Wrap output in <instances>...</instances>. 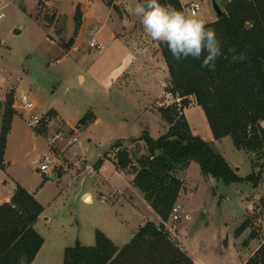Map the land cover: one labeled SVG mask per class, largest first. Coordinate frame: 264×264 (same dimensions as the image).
I'll return each mask as SVG.
<instances>
[{"label":"rangeland","instance_id":"rangeland-1","mask_svg":"<svg viewBox=\"0 0 264 264\" xmlns=\"http://www.w3.org/2000/svg\"><path fill=\"white\" fill-rule=\"evenodd\" d=\"M139 1L123 0L125 7L121 15L115 10V3L108 4L107 0H0V6L4 5V15L0 18V96L4 100L0 110H4L9 92L13 94V105L16 99L21 110L19 98L26 93L36 104V112L42 115L43 111L42 117L48 115L54 130L64 131L61 145L67 143L74 135L72 133H77L79 141L66 146L71 156L76 152L84 157L85 163L93 166L102 154L108 156L93 176L83 168L77 180L70 170L62 179L49 182L50 172L43 174L31 162L33 158L51 153L44 134L33 136L35 131L24 118L14 115L7 136L8 149L1 167L0 184L9 174L18 182L22 180V184L43 180L50 183L37 193L46 208L48 220L36 224L35 230L45 243L32 264H62L66 247L77 241L84 245L95 244L97 230L122 247L135 234V227L144 224L147 217L153 222L161 220L148 206L139 188L132 184V172L115 169L116 150L110 149L119 138L126 140L129 149H134L135 144L128 140L140 137L145 130L154 138L164 135L169 125L158 108L180 101L166 92L168 80H163L159 59L151 60V66L155 65L160 73L159 79L146 67L135 76V51L156 49L157 46L144 32L142 24L135 35L133 24L141 23V18L129 14L127 8H134ZM193 1L200 2L201 10L197 15L203 20L208 22L217 18L212 0ZM215 2L223 10L224 0ZM77 5L82 12V24L73 46L64 51L62 44L74 36ZM15 30L19 32L15 33ZM112 33L115 38H111ZM92 38L96 39L98 47L91 46ZM186 109L191 130L210 142L209 124L193 96H190V105L183 109L184 113ZM89 110L96 114L95 122L78 127V121ZM51 111H56L60 118L50 116ZM1 123L2 115L0 129ZM215 149L226 157L232 168L240 169L239 176L246 177L253 171L260 173L258 185H264V157L255 158L237 150L228 137ZM63 170L65 168L61 166L55 172L60 175ZM176 174L184 181L180 203L185 212L179 221L169 219V227L184 226L186 229L182 234L188 240L197 236L202 253L220 256L222 243L216 233L223 222L231 228L241 221L246 208L253 211L247 205L246 197L236 190L241 184H224L204 175L196 161ZM246 183L252 184L251 181ZM116 188L122 189L124 196H131V202L127 203L121 195L114 196ZM261 200L264 198L252 201L253 220L258 225L261 224L259 216L264 221ZM186 214L190 217L185 218ZM234 249L237 262L238 256L243 257L239 253L243 249L241 241Z\"/></svg>","mask_w":264,"mask_h":264},{"label":"trees","instance_id":"trees-1","mask_svg":"<svg viewBox=\"0 0 264 264\" xmlns=\"http://www.w3.org/2000/svg\"><path fill=\"white\" fill-rule=\"evenodd\" d=\"M112 3L113 0L108 1ZM159 3L183 11L180 0H159ZM114 8L119 12L117 5ZM74 19V36L62 44L64 51L73 46L82 24L79 5ZM206 27L215 30L221 44V56L215 61L214 70L201 66L203 56L177 61L167 47L159 43L169 73L166 92L180 98L158 108L169 125L167 132L154 138L147 130L143 131L140 137L128 140L135 144L134 149H129L123 138L110 145V149L116 150L115 166L132 172V184L143 193L161 222L146 221L122 247L97 230L95 244L84 245L77 241L66 247L62 264H196L166 226L184 188V181L176 171L196 161L201 172L216 181L224 184L251 181L253 186L258 185L260 173L253 171L246 177L239 176L211 141L193 134L183 109L190 105V96H193L203 109L214 140L229 137L237 150L255 158L264 157V126L261 124L264 120V0H224L222 14L206 22ZM241 54L243 60H233ZM4 102L0 168L15 115L12 92L6 94ZM53 115L51 111L50 116ZM94 120L95 114L89 110L77 126L85 127ZM105 159H108L106 153L99 157L94 169ZM261 202L264 210V200ZM43 211L42 204L20 185L9 202L0 204V264H32L44 243L34 228ZM250 225L251 221L246 219L236 228L235 236ZM255 237L253 230L243 245ZM243 264H264V241Z\"/></svg>","mask_w":264,"mask_h":264},{"label":"crops","instance_id":"crops-1","mask_svg":"<svg viewBox=\"0 0 264 264\" xmlns=\"http://www.w3.org/2000/svg\"><path fill=\"white\" fill-rule=\"evenodd\" d=\"M107 1H110V0H107ZM185 1L187 2V0H180L182 6L186 5V4H184ZM188 1L191 2V0H188ZM113 4L117 5L119 7V12L121 14L122 10L125 7V4L123 3V0L122 1L113 0ZM128 8H130V7H128ZM128 8H127V11H128ZM121 18H123V16ZM213 20L214 19H211L208 22L213 21ZM140 24H141L140 22H135L133 24V28L135 27V35L139 31ZM123 25H126V23L123 22ZM114 34L115 33H112L111 38H115L116 37ZM155 44H157L156 49H151L150 48L148 50V48H145L144 50H141V51H138V52L135 51V65L133 66V67H135V76L139 72L146 70L145 69V67H146V68H148V70L151 71L152 74H155V76H157L158 79H159L160 78L159 77L160 73L157 72L156 66L155 65L151 66V63H152L151 60L155 59V61H156V59L157 60L159 59V63L158 64L162 68L163 74H164V77L162 76L163 80L164 79L168 80L169 74H168V70H167L165 61H164V59L162 57V54H161V51L159 49L158 42H155ZM145 60H148V62L147 61L145 62ZM132 70H134V68ZM3 100H4V98L0 96V103L3 102ZM187 110L188 109H186L185 114H186ZM20 112H21V110L19 108L16 109L15 110V115H17V114L20 115ZM0 115H2V111L1 110H0ZM53 117L58 118V119L60 118L56 111H54ZM95 120H96V114H95ZM95 120L93 122H95ZM261 124L264 126V120L261 122ZM33 136H37V135H35V132H33ZM211 136H212V133H211ZM223 139L224 138H222L220 140H214L213 136H212L211 139H209V140L217 148V145ZM7 149H8V147L5 149L4 156L6 155ZM224 158L226 159L225 156H224ZM86 164L89 166L87 171L90 172L91 176H93L94 174H96V172H98L97 170H95L93 168V165H90L88 163H86ZM113 165H114L116 170H121V169H118L115 166L114 163H113ZM230 165H232V164H230ZM90 167H92V169ZM83 168L84 167L77 168V167H75L73 165H69V166H67L65 168V170H63V173H61L60 175L58 173H56V172H50L48 174V181L49 182H53V181H56V180H58L60 178L62 179L67 174V172H69L70 170H72L73 178L77 180L78 176H80L81 172L84 171ZM233 168L234 169L235 168L238 169V170L235 169L237 174H238L240 169L238 167H235V166H233ZM0 173H3L2 168H0ZM43 174H45V173H43ZM6 176H7L6 180L5 179L2 180V182L0 184V204L10 201L12 195L14 194V192H15V190L17 188V185H20V186L22 185V187H24L29 193H31L40 202L39 198L37 197L38 191L40 189H42L43 187L47 186L48 184H50V183H47L46 180L45 181L43 180V181H40V182H37V183L35 182L33 184H30V183L29 184H22L21 183L22 180H19L20 182H18L12 176H10V174L6 175ZM52 176L54 178H52ZM243 177H245V176H243ZM236 188H237L236 190H238V191L240 190L241 195H244L246 197V201L247 202L256 201V200L264 198V185H262V184H259L257 186H253L252 184L245 183L243 185L241 184L240 187H236ZM184 189H182V191H181V193L179 195V198L177 200L178 203H180V198H181V195H182ZM116 194L121 195L123 197V199H126L127 203L131 202V196H128V197L124 196L122 189H120V188L114 189L113 190V195L115 196ZM148 206H150V205L148 204ZM184 212H185V208H184ZM45 214H46V208L44 207V211L39 216L37 221L35 222L34 228H36V224L39 223L40 221L48 220V218L45 216ZM254 214H255L254 211H251L250 209L246 208L245 212L243 213V215L241 217V221L238 222L237 224H234L233 227L229 228L228 226H226V223L223 222L222 226L220 227V229L216 233L217 239L219 241H221V243H222V248H221L222 251L220 252V256L213 255L212 253H207V254L202 253L201 245L199 244V239H198L197 236L196 237H192V238H190L188 240L187 236L182 234L183 231H185V229H186L184 226H179V224H178V227H177V225L169 227L168 223H166V226L171 231V234L173 235L174 239H176L178 241L180 247L187 251V253L193 258V260H194V262L196 264H243L248 259V257H250L252 255V253L258 248L260 243L264 240V221L259 216L258 218L261 219L260 220L261 224L258 225V223H256V221L253 220V215ZM189 217H190L189 215H187V214L185 215V218H189ZM246 219H249L251 221V225L248 226L239 236H235L234 231ZM148 220H152V219L147 217V221ZM160 222H161V220L158 221V222L156 221L155 223L159 224ZM207 223H209V221ZM142 225L143 224H140L139 226L135 227V232ZM253 230L256 231V237L253 238V239H250L246 245H243L242 241L248 239L251 231H253ZM260 231H261V233H260ZM262 235H263V237H262ZM238 240L241 241V243H242V248L243 249H242V251H239V253L243 254V257L241 258V257L238 256L237 259H239V261L236 262L235 254L237 255V251H236V249H234V247H235V244H237V242H239ZM39 253H40V251H39ZM38 255L39 254H37L36 258L38 257Z\"/></svg>","mask_w":264,"mask_h":264},{"label":"clouds","instance_id":"clouds-1","mask_svg":"<svg viewBox=\"0 0 264 264\" xmlns=\"http://www.w3.org/2000/svg\"><path fill=\"white\" fill-rule=\"evenodd\" d=\"M128 12L141 18L144 32L152 41L165 45L175 60L203 56L201 66L215 69V61L221 56V44L215 30L207 28L198 15L166 7L159 0H143L134 8H128ZM236 59L243 60V54L233 57Z\"/></svg>","mask_w":264,"mask_h":264},{"label":"built area","instance_id":"built-area-1","mask_svg":"<svg viewBox=\"0 0 264 264\" xmlns=\"http://www.w3.org/2000/svg\"><path fill=\"white\" fill-rule=\"evenodd\" d=\"M3 7L4 5L0 6V18H2L4 15L2 12ZM200 10L201 4L198 1H191L183 6V11L185 13H194L197 15ZM91 46H99L95 38L91 39ZM19 101L21 103L20 108L22 110L20 115L24 118L26 124L35 131V135L38 133L44 134V137L51 149V153L42 154L32 159L31 162L35 165V168L38 171L42 173L55 172L56 169L60 168L61 166L66 168L67 166L71 165V163L77 168H89V166L85 163L86 160L83 156H78L76 152L73 153L74 156H71L66 149V146H71L79 141L77 133H72L74 135L69 137L67 143L61 145L59 142L65 137L64 131L54 130L48 122L49 116L45 114V116L42 117L44 114L43 111L41 112L42 115L36 112V104L26 93H22L20 95ZM14 103L15 104L13 107L18 109L16 99ZM24 113L27 114L25 115ZM73 158H75V161H73ZM90 168L92 169V167ZM101 201L103 202L104 200L102 199ZM247 205L254 211V202H248ZM182 212H184L182 204L176 202L172 207L170 219L175 222L179 221L182 217Z\"/></svg>","mask_w":264,"mask_h":264},{"label":"water","instance_id":"water-1","mask_svg":"<svg viewBox=\"0 0 264 264\" xmlns=\"http://www.w3.org/2000/svg\"><path fill=\"white\" fill-rule=\"evenodd\" d=\"M212 2H213V6H214V9L216 11L217 16H220L222 14L223 10L217 5L215 0H212ZM18 32H19L18 30H15V33H18ZM52 178H54V177L52 176Z\"/></svg>","mask_w":264,"mask_h":264}]
</instances>
